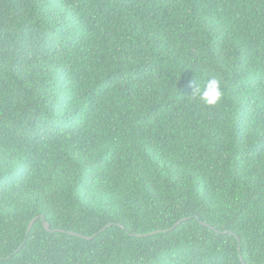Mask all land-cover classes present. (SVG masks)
<instances>
[{"label": "trees", "instance_id": "trees-1", "mask_svg": "<svg viewBox=\"0 0 264 264\" xmlns=\"http://www.w3.org/2000/svg\"><path fill=\"white\" fill-rule=\"evenodd\" d=\"M241 257L264 264V0H0V264Z\"/></svg>", "mask_w": 264, "mask_h": 264}, {"label": "clouds", "instance_id": "clouds-1", "mask_svg": "<svg viewBox=\"0 0 264 264\" xmlns=\"http://www.w3.org/2000/svg\"><path fill=\"white\" fill-rule=\"evenodd\" d=\"M192 94H198L205 105L216 106L223 99L221 80L216 76H211L206 80L203 87L197 85Z\"/></svg>", "mask_w": 264, "mask_h": 264}, {"label": "water", "instance_id": "water-1", "mask_svg": "<svg viewBox=\"0 0 264 264\" xmlns=\"http://www.w3.org/2000/svg\"><path fill=\"white\" fill-rule=\"evenodd\" d=\"M37 219H38V217L35 218V219H33V221L30 223L29 228H28V232L31 231V229H32V227H33V225H34V223L36 222ZM179 224H180V222L177 223L176 226L179 225ZM176 226H175V227H176ZM44 227H45V229H46L47 231H50V225H49V223L44 222ZM106 228H107V227H105V228L103 229V231H104ZM173 228H174V227H173ZM62 232H64V231H62ZM159 232H160V231H156V232H154V233H151L150 235H154V234H157V233H159ZM70 234H71V235H74V236L82 237V238H84V239H88V240L92 239V237H84V236H82V235H79V234H76V233H73V232H70ZM136 236H138V237H142V235H136ZM241 261H242L243 264H245V263H244V260H243L242 257H241Z\"/></svg>", "mask_w": 264, "mask_h": 264}]
</instances>
